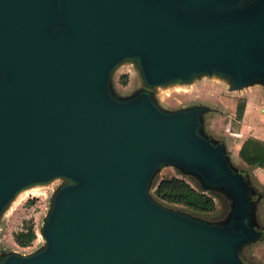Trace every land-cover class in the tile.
Masks as SVG:
<instances>
[{"label": "water", "instance_id": "95a60500", "mask_svg": "<svg viewBox=\"0 0 264 264\" xmlns=\"http://www.w3.org/2000/svg\"><path fill=\"white\" fill-rule=\"evenodd\" d=\"M125 59L149 87L197 75L264 84V0H0V214L33 184L68 180L44 247L0 264H249L240 248L264 238V187L251 192L227 140L200 132L209 107L163 111L146 90L115 98ZM162 163L227 191V221L156 201Z\"/></svg>", "mask_w": 264, "mask_h": 264}, {"label": "rangeland", "instance_id": "374dc122", "mask_svg": "<svg viewBox=\"0 0 264 264\" xmlns=\"http://www.w3.org/2000/svg\"><path fill=\"white\" fill-rule=\"evenodd\" d=\"M109 85L111 94L117 99H128L146 90L157 107L163 111H176L195 105L207 106L209 110L201 115L200 132L217 140L223 139L224 142L225 139L234 137L230 134L239 131L242 125V119L236 116L237 104L245 102L248 95L250 102L253 101L256 95L252 94L253 91H264V84L232 89L226 78L216 75H197L189 82H169L149 87L144 83L137 63L131 59H125L113 68ZM227 150L230 152L228 148ZM233 165L238 168L236 164ZM247 176L251 192L256 194L263 191L251 176ZM171 177L182 179L190 187L209 195L214 202V208L210 211H199L160 198L156 192L160 181ZM67 182L62 177L54 178L39 188L30 190L34 187L31 186L17 193L0 214V259L8 253L29 254L44 247L42 226L51 209L55 193ZM148 193L162 205L209 223H225L233 206L231 196L223 188L208 186L199 174L185 172L170 163H162L156 168L149 182ZM257 224L264 228V216L261 219V213H258ZM29 227L34 230L35 237L26 246L18 245L14 239L15 233L26 231ZM240 254L249 264H264V238L242 245Z\"/></svg>", "mask_w": 264, "mask_h": 264}, {"label": "trees", "instance_id": "16d2710c", "mask_svg": "<svg viewBox=\"0 0 264 264\" xmlns=\"http://www.w3.org/2000/svg\"><path fill=\"white\" fill-rule=\"evenodd\" d=\"M245 102L241 101L236 106V116L241 119ZM240 156L249 164H256L264 169V142L253 137L246 138L240 149ZM157 195L160 198L169 201L184 204L189 208L199 211H210L214 208V202L211 197L205 193L196 191L182 179L171 177L160 181L157 189ZM35 237L34 230L29 227L26 231L15 233L14 239L20 246L28 245Z\"/></svg>", "mask_w": 264, "mask_h": 264}, {"label": "crops", "instance_id": "0c3cea01", "mask_svg": "<svg viewBox=\"0 0 264 264\" xmlns=\"http://www.w3.org/2000/svg\"><path fill=\"white\" fill-rule=\"evenodd\" d=\"M249 95L245 98V106L241 117V127L239 131L229 133L230 137L227 140L232 152L230 156L233 161L238 165L245 168H250L252 175L255 178V181L264 187V169L258 167L256 164H249L244 161V159L239 154V149L243 141L248 137H253L259 141L264 142V97L261 99L256 95L254 100L250 102L251 106L249 107ZM262 214L264 213V196L262 203Z\"/></svg>", "mask_w": 264, "mask_h": 264}, {"label": "bare ground", "instance_id": "6f19581e", "mask_svg": "<svg viewBox=\"0 0 264 264\" xmlns=\"http://www.w3.org/2000/svg\"><path fill=\"white\" fill-rule=\"evenodd\" d=\"M33 185H34V187H32L30 190L35 189V188H39L41 186V184H39V183H36V184H33Z\"/></svg>", "mask_w": 264, "mask_h": 264}]
</instances>
